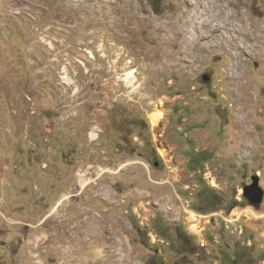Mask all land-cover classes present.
Returning a JSON list of instances; mask_svg holds the SVG:
<instances>
[{
    "label": "rangeland",
    "instance_id": "1",
    "mask_svg": "<svg viewBox=\"0 0 264 264\" xmlns=\"http://www.w3.org/2000/svg\"><path fill=\"white\" fill-rule=\"evenodd\" d=\"M0 166V264H264V0H0Z\"/></svg>",
    "mask_w": 264,
    "mask_h": 264
},
{
    "label": "crops",
    "instance_id": "2",
    "mask_svg": "<svg viewBox=\"0 0 264 264\" xmlns=\"http://www.w3.org/2000/svg\"><path fill=\"white\" fill-rule=\"evenodd\" d=\"M20 120V119H19ZM23 127V126H22ZM21 126H20V130L22 131V129H24V127L22 128ZM13 141V140H12ZM64 156H65V158H66V160L67 161H70L69 160V157L66 155V154H64ZM84 159L83 158H79V161L81 162V164H82V161H83ZM44 162V161H43ZM3 168H4V166H3ZM43 168V167H42ZM8 170V169H7ZM6 170V171H7ZM80 171H82V169H81V167L79 168V170L76 172V171H73L72 172V176H73V181H71L70 183H68L67 182V184H62L61 186H62V191H61V193L59 194V197L58 198H56V201H55V203L53 204V205H51L50 206V209L48 210V211H46L45 213H43L39 218H37L35 221H26V220H22V219H18V218H10V216L9 217H7L8 218V220L9 221H11L12 223H18V224H24L25 226H26V228L28 227V226H31V227H33V226H35V225H37L38 224V226H40V225H42L44 222V219L46 220V218H47V215H48V213L50 212V211H52L53 210V208L54 207H56V206H59L58 205V203H59V201L62 199V197L66 194H68V195H70V192L71 191H73V183H75V181H76V174L74 173V172H76L77 174H78V177H77V181H78V183L79 184H81L80 183V177H81V172ZM3 170L1 169V166H0V178L2 177V174H3ZM75 174V175H74ZM75 177V178H74ZM72 185V186H71ZM71 189V190H70ZM79 191H81V190H79ZM78 191V192H79ZM73 194H75V195H73ZM78 194H80V193H73L72 192V194L71 195H73V196H79ZM0 198H2V199H0V200H3V197H0ZM53 207V208H52ZM52 209V210H51ZM0 213L1 214H3V212L1 211V208H0ZM41 227V226H40ZM49 237L47 238H45V237H42L41 238V240L40 241H42V244L45 242H48L49 241ZM35 240H37L36 238H35ZM56 241V240H55ZM55 241H53V242H55ZM52 242V241H51ZM52 242V243H53ZM25 243L27 244V238H25ZM36 243H38L37 241H36ZM35 243V244H36ZM52 243H50V244H52Z\"/></svg>",
    "mask_w": 264,
    "mask_h": 264
},
{
    "label": "water",
    "instance_id": "3",
    "mask_svg": "<svg viewBox=\"0 0 264 264\" xmlns=\"http://www.w3.org/2000/svg\"><path fill=\"white\" fill-rule=\"evenodd\" d=\"M204 79H208V75H204ZM244 195L248 197L251 203L261 205L264 199V188L260 184L259 176H254L253 182L244 187Z\"/></svg>",
    "mask_w": 264,
    "mask_h": 264
},
{
    "label": "bare ground",
    "instance_id": "4",
    "mask_svg": "<svg viewBox=\"0 0 264 264\" xmlns=\"http://www.w3.org/2000/svg\"><path fill=\"white\" fill-rule=\"evenodd\" d=\"M127 73L129 75L127 78L130 80V78L133 77V70H129V71H127ZM163 115H164V113H162V111H159L157 113L151 114L152 122L154 124H157L159 121H161V119L163 118ZM161 151L164 154L163 150H161ZM191 215H192L191 217L197 218V215H196L195 211L194 212H191ZM197 231H200V230H197Z\"/></svg>",
    "mask_w": 264,
    "mask_h": 264
},
{
    "label": "trees",
    "instance_id": "5",
    "mask_svg": "<svg viewBox=\"0 0 264 264\" xmlns=\"http://www.w3.org/2000/svg\"><path fill=\"white\" fill-rule=\"evenodd\" d=\"M197 161H198V160L193 161L192 164L197 163ZM189 162H191V161H189ZM192 167H193V168H192L193 170H194V169H197V165H194V166H192ZM237 202H238V201H237ZM188 234H189V233H187L186 235H187V236H190V235H188ZM183 249H185V248L183 247Z\"/></svg>",
    "mask_w": 264,
    "mask_h": 264
},
{
    "label": "flooded vegetation",
    "instance_id": "6",
    "mask_svg": "<svg viewBox=\"0 0 264 264\" xmlns=\"http://www.w3.org/2000/svg\"><path fill=\"white\" fill-rule=\"evenodd\" d=\"M245 196V195H244ZM246 197V196H245ZM249 201H250V199L248 198V197H246ZM251 202V201H250Z\"/></svg>",
    "mask_w": 264,
    "mask_h": 264
},
{
    "label": "built area",
    "instance_id": "7",
    "mask_svg": "<svg viewBox=\"0 0 264 264\" xmlns=\"http://www.w3.org/2000/svg\"><path fill=\"white\" fill-rule=\"evenodd\" d=\"M0 199H2V198H0Z\"/></svg>",
    "mask_w": 264,
    "mask_h": 264
}]
</instances>
